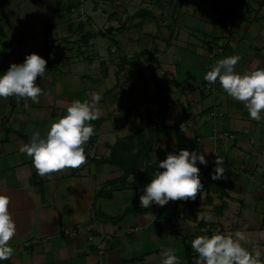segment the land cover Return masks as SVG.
Returning <instances> with one entry per match:
<instances>
[{"label":"crops","instance_id":"0c3cea01","mask_svg":"<svg viewBox=\"0 0 264 264\" xmlns=\"http://www.w3.org/2000/svg\"><path fill=\"white\" fill-rule=\"evenodd\" d=\"M86 2L83 20L78 0H0V73L32 52L48 70L37 78L43 90L37 102L0 98V192L11 197L17 223L13 256L0 264H160L164 247L181 264H196L191 240L215 229H240L245 246L264 253V120L250 119L240 102L204 79L212 47L223 49L217 60L238 53L237 71L264 67V0ZM225 9L232 10L227 18ZM101 28L112 29L115 44L97 34ZM96 37L123 56L113 74L106 64L114 52L99 63L83 55L80 46ZM147 62L159 70L149 87V75L139 71ZM93 92L101 99L85 163L37 175L21 146L33 131L45 134L73 99ZM215 132L232 137L216 146ZM182 148L209 161L199 166L204 189L195 199L140 207L158 161ZM114 152L131 163L125 181L124 169L106 161ZM212 153L225 160L216 180L209 175ZM209 212L213 219L205 221Z\"/></svg>","mask_w":264,"mask_h":264},{"label":"clouds","instance_id":"9594fccd","mask_svg":"<svg viewBox=\"0 0 264 264\" xmlns=\"http://www.w3.org/2000/svg\"><path fill=\"white\" fill-rule=\"evenodd\" d=\"M238 53L218 59L205 73L209 84H217L234 101L240 102L252 120H264V67L237 71ZM47 61L38 53L25 55L20 63L9 64L0 73V98H25L37 102L43 93L37 78H43ZM101 97L93 92L89 98L73 99L67 104L64 114L52 120L45 134L32 132L20 151L31 158L37 175L46 176L64 169L78 168L85 163V144L93 136L95 125L91 123L99 116L97 107ZM224 157L216 155L213 180L224 173ZM208 160L196 149L182 148L168 152L159 160L148 183L139 195L140 207L164 206L169 201L195 199L204 189L200 165ZM11 197L0 192V261L13 256L14 248L9 243L17 233V223L10 211ZM205 221L213 219L211 212L203 215ZM246 234L235 231L213 230L210 234L197 235L191 247L197 254L196 264H264V253L258 246L246 247ZM160 264H181L179 256L170 247L160 253Z\"/></svg>","mask_w":264,"mask_h":264},{"label":"rangeland","instance_id":"374dc122","mask_svg":"<svg viewBox=\"0 0 264 264\" xmlns=\"http://www.w3.org/2000/svg\"><path fill=\"white\" fill-rule=\"evenodd\" d=\"M87 1V0H86ZM85 1V4L87 3ZM85 4H83V5H85ZM101 6H103L102 4H100V7ZM105 6H106V8H108L109 10H112V5H111V3H109V2H107L106 4H105ZM83 15H84V12H83V8H82V11H81V14H80V17L82 16V19H83ZM83 20H85V18L83 19ZM99 28H98V26H97V28L96 29H94V30H91V31H97ZM100 31H107V29L106 28H101V30ZM98 33V32H97ZM97 36H99V35H97ZM105 38H107V37H105ZM101 39V40H100ZM98 38V37H96V39L95 40H93L92 42H89L86 46H80V48H84L83 49V55H87V56H89V57H92V58H94V60H96V62L97 63H99V61H101V62H106L107 61V59L105 60L104 58L105 57H108V56H111L112 55V53L114 52V57H111V61H107L108 63L106 64L107 65V67H108V70H109V73L111 72V74H113L115 71H117V68H119V66H120V63L121 62H123V56L121 57V55H117L118 53H117V49L114 47V46H112L111 47V42H107V41H105V40H103L102 38ZM108 43V44H107ZM113 44V43H112ZM110 47L112 48V49H110ZM114 49H115V51H114ZM130 53V52H129ZM120 54V53H119ZM128 54V53H127ZM126 54V56L128 57V55ZM121 57V58H120ZM102 59V60H101ZM141 65L142 66H140V68H139V71L141 72H143V75H149V77L147 78V76H146V78H145V82H144V85H145V87H149V86H151V81H150V79H152V77H153V79H154V81H155V79H158L157 77H155V75H154V73H157L159 70H156L157 68H156V63H154V64H152V63H141ZM111 67V68H110ZM129 69H133V68H135V66H134V63L133 62H131L130 61V63H129ZM102 70H101V68L98 66L97 67V72H98V74L99 73H102L101 72ZM156 71V72H155ZM150 72H153V74H147V73H150ZM128 75H130V74H128ZM148 81H150V82H148ZM157 81V80H156ZM155 81V82H156ZM154 86H155V84L154 83H152ZM109 88H110V86H109ZM118 95H119V93H118ZM103 107V109H104V106H102ZM214 140L216 141V146L217 145H219V143H220V141L217 139H215V137H214ZM214 141V142H215ZM213 154L214 153H212L211 154V157L210 158H213Z\"/></svg>","mask_w":264,"mask_h":264},{"label":"trees","instance_id":"16d2710c","mask_svg":"<svg viewBox=\"0 0 264 264\" xmlns=\"http://www.w3.org/2000/svg\"><path fill=\"white\" fill-rule=\"evenodd\" d=\"M226 10V9H225ZM224 10V12H223V15L225 14V17L227 18L228 17V15H231L232 14V10H230V9H227L226 11ZM227 15V16H226ZM226 18L224 19V21L226 20ZM97 34H99V35H101V36H103V37H107L112 43H116V40H115V38L112 36V29L110 30H107V31H104V32H102V31H98V33ZM90 37V33H86L84 36H83V40L84 41H88V38ZM99 121H101V119H99ZM155 135H154V137L157 139L158 138V136H159V134H160V132H158V131H156L155 133H154ZM143 148V147H142ZM148 149V148H147ZM149 149H151V147L149 148ZM140 154L141 153H137L135 156H134V162L135 161H138V159H139V156H140ZM104 161V160H103ZM107 162H110V163H112V164H117V165H119V166H121L123 169H124V171H125V174H124V176H123V178H122V180L123 181H125L126 180V178H127V176L131 173V163L129 162V163H127L126 161H123V160H120V159H116L115 158V152L112 154V156H110V158L109 159H107L106 160ZM136 165V164H135ZM208 173H206V175H207ZM207 177V180H208V183H209V177L208 176H206Z\"/></svg>","mask_w":264,"mask_h":264},{"label":"built area","instance_id":"2783aa9c","mask_svg":"<svg viewBox=\"0 0 264 264\" xmlns=\"http://www.w3.org/2000/svg\"><path fill=\"white\" fill-rule=\"evenodd\" d=\"M78 1H79V4H78L77 11L81 14V11L83 8V3L86 0H78ZM74 10L75 9L73 8L72 11H74ZM114 51H115V49H114ZM222 52H223V49L221 47H212V49L210 51H207V56H208L209 61H210L208 66H207V70L217 61L218 56L220 54H222ZM210 85H211L212 91H214V92L217 91L218 88H220L218 83L217 84H210ZM212 115L220 116V115H222V113L219 112L218 110H215L212 112ZM213 137H215L216 140L218 139L219 141H222V140H225L227 138L232 137V135L229 132H215ZM215 144H217L216 141H215ZM215 154H213V158H215ZM208 163H209V161H208ZM100 253H102L101 249H100Z\"/></svg>","mask_w":264,"mask_h":264}]
</instances>
